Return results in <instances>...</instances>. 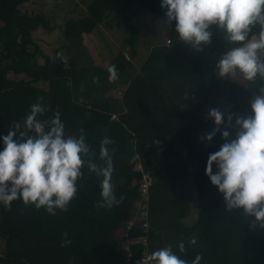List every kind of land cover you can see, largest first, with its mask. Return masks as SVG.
<instances>
[{
    "label": "trees",
    "instance_id": "1",
    "mask_svg": "<svg viewBox=\"0 0 264 264\" xmlns=\"http://www.w3.org/2000/svg\"><path fill=\"white\" fill-rule=\"evenodd\" d=\"M24 1L0 0V137L43 97L50 110L42 119L58 109L66 134L78 135L83 128L96 152L90 159L99 162L103 137L114 141L110 146L115 149L112 183L117 199H124L111 209L97 208L101 178L85 167L66 212L50 215L43 208L25 206L21 199L10 208L1 204L4 250L0 264H142V243L136 239L143 234L147 235L146 256L171 245L188 264L197 255L202 256L200 264H264V230L251 229L252 218L242 209L226 212L223 194L205 173L209 154L224 143L219 132L210 142L206 139L215 125L199 112L209 97L232 103L229 115L251 110L250 99L264 87V78L259 76L246 85L219 77V56L237 45L228 44L213 25L211 44L196 51L178 40L175 21L166 22L168 43L150 46L136 70L132 60L137 54L138 29L131 23L133 9L147 10L166 21L162 0H90L84 16L65 20L63 40L50 55L32 32L38 28L52 31L58 24L43 12L22 9ZM112 11L116 27L127 32L123 44L129 55L120 50L105 65L84 59V36L99 24L108 25L106 17ZM258 32L256 26L250 37ZM111 65H116L118 78L125 84L120 97L101 92L102 84L111 83L107 71ZM224 130L230 131L221 125L220 131ZM3 148L0 139V151ZM187 150L192 153L193 167ZM133 156L138 158L133 161ZM137 163L153 177L148 229L133 227L126 233L122 227L131 214L136 182L142 175L135 168ZM194 197L197 217L185 224ZM193 239L195 244L190 242ZM121 240H131L128 248ZM64 241L71 243L61 246ZM181 242L184 253L179 252Z\"/></svg>",
    "mask_w": 264,
    "mask_h": 264
},
{
    "label": "clouds",
    "instance_id": "2",
    "mask_svg": "<svg viewBox=\"0 0 264 264\" xmlns=\"http://www.w3.org/2000/svg\"><path fill=\"white\" fill-rule=\"evenodd\" d=\"M161 8L166 9L169 25L176 22L178 40L196 51H203L202 46L211 44L213 25L224 34L228 44L237 45L217 61L219 77L239 73L248 82H254L258 76L264 78V59L260 56L264 52V0H162ZM256 26H259L258 35L250 37ZM107 71L109 82L118 79L116 65L109 66ZM43 100L37 98L25 118L14 121L7 135L0 137L4 145L0 151V204L10 208L13 201L21 199L25 206L43 208L50 215H56L57 210L66 212L86 167L90 174L101 178V199L95 206L111 209L118 205L124 197L117 199L112 183L115 149L110 146L114 141L103 137L99 162L90 159L96 152L88 143L85 130L78 129V135L66 134L58 109L51 117L42 119L50 110ZM249 103L250 115L231 113L227 123L220 109L209 110L208 117L215 127L206 139L210 142L219 132L224 143L219 151L209 154L205 173L223 194L226 212L242 209L246 217L252 218L248 223L251 229L264 230V87ZM221 125L235 128V138L230 139L228 130L221 132ZM137 158L133 156L132 160ZM190 242L196 243L195 239ZM68 243L71 242L64 241L61 246ZM178 248L179 252H185L183 242ZM201 260L202 256L197 255L191 264H200ZM153 262L188 264L173 252L171 245L153 251L142 260V264Z\"/></svg>",
    "mask_w": 264,
    "mask_h": 264
},
{
    "label": "rangeland",
    "instance_id": "3",
    "mask_svg": "<svg viewBox=\"0 0 264 264\" xmlns=\"http://www.w3.org/2000/svg\"><path fill=\"white\" fill-rule=\"evenodd\" d=\"M90 0H25L21 5V8L28 12H43L47 19L53 23H57L58 27L52 31L38 28L32 32V37L41 49L50 55L54 54L55 48L63 40V25L67 18H78L86 14L85 7ZM114 11L109 12L105 23L99 24L95 30L84 36L83 47L85 55L84 59H90L94 63L105 65L110 59L120 50H123L126 55H129L128 49L123 44V39L126 37L127 32L116 27V22L113 20ZM131 23H133L138 29V43L137 54L132 60L134 69L138 70L140 64L146 57L150 46L157 43L167 42L166 30L167 23L162 17H155L147 10L133 9ZM262 54V53H261ZM260 54V56H261ZM62 57L67 58L66 54H62ZM220 57V56H219ZM217 71V69H216ZM229 76L227 78H231ZM239 83H244L242 76L237 77ZM125 88V84L121 83L119 78L111 83H104L101 87L102 94L112 93L115 97H120L121 92ZM231 107L230 103H226L224 100H220L214 96L209 97V101L205 104L199 115L203 118L209 119L208 112L212 108H218L225 114V119L228 116V111ZM251 111H245L240 113L242 116L250 115ZM235 123V117L232 121ZM230 139L235 138V129L230 130ZM190 167H193L192 153L186 152ZM1 206V204H0ZM196 199L194 197L191 203V211L188 216L183 219L185 224H191L197 217ZM124 230L125 227L123 226ZM123 232V231H122ZM121 239V234L118 235ZM122 243H126L125 240H121ZM4 250V241L0 236V254Z\"/></svg>",
    "mask_w": 264,
    "mask_h": 264
},
{
    "label": "built area",
    "instance_id": "4",
    "mask_svg": "<svg viewBox=\"0 0 264 264\" xmlns=\"http://www.w3.org/2000/svg\"><path fill=\"white\" fill-rule=\"evenodd\" d=\"M137 170L142 172L141 178L136 182L137 183V195L133 198L131 205L132 211L129 218L125 221V232L132 229L133 227L140 228L144 232L148 229L147 224V208H148V192L149 187L153 182V177L151 174L144 172L140 163L136 164L135 167ZM138 242L142 243V260L147 254V235L143 234L138 236L136 239ZM131 240H126V245L128 248ZM128 261V258L126 259Z\"/></svg>",
    "mask_w": 264,
    "mask_h": 264
},
{
    "label": "crops",
    "instance_id": "5",
    "mask_svg": "<svg viewBox=\"0 0 264 264\" xmlns=\"http://www.w3.org/2000/svg\"><path fill=\"white\" fill-rule=\"evenodd\" d=\"M223 54H221L220 55V57H219V59L221 58V56H222ZM218 59V60H219ZM239 76H241L239 73L236 75V76H232L230 79H232V80H234V81H236V82H238L239 83V81H238V78L237 77H239ZM243 79V78H242ZM246 83H247V81L245 80L244 81V83H241V84H243V85H246ZM208 101H209V99H208ZM207 101V102H208ZM226 103H230V102H226ZM231 104V106H232V103H230ZM251 110H249L248 112H250ZM233 113H238V114H240V113H245V111H241V112H233ZM206 119V118H205ZM231 129H235V128H231ZM230 129V130H231Z\"/></svg>",
    "mask_w": 264,
    "mask_h": 264
}]
</instances>
